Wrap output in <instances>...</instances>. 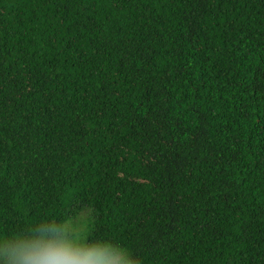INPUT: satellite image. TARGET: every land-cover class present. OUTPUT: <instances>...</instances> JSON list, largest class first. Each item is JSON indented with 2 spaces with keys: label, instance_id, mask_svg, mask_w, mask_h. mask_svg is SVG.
Wrapping results in <instances>:
<instances>
[{
  "label": "trees",
  "instance_id": "obj_1",
  "mask_svg": "<svg viewBox=\"0 0 264 264\" xmlns=\"http://www.w3.org/2000/svg\"><path fill=\"white\" fill-rule=\"evenodd\" d=\"M82 211L141 264H264V0H0V238Z\"/></svg>",
  "mask_w": 264,
  "mask_h": 264
},
{
  "label": "clouds",
  "instance_id": "obj_2",
  "mask_svg": "<svg viewBox=\"0 0 264 264\" xmlns=\"http://www.w3.org/2000/svg\"><path fill=\"white\" fill-rule=\"evenodd\" d=\"M0 264H141L131 249L111 242L89 245L75 219L41 220L0 238Z\"/></svg>",
  "mask_w": 264,
  "mask_h": 264
},
{
  "label": "rangeland",
  "instance_id": "obj_3",
  "mask_svg": "<svg viewBox=\"0 0 264 264\" xmlns=\"http://www.w3.org/2000/svg\"><path fill=\"white\" fill-rule=\"evenodd\" d=\"M87 216H89V211H82L76 218L75 220H77L80 225L83 227L84 231H88L89 230V223L90 221L87 220Z\"/></svg>",
  "mask_w": 264,
  "mask_h": 264
}]
</instances>
